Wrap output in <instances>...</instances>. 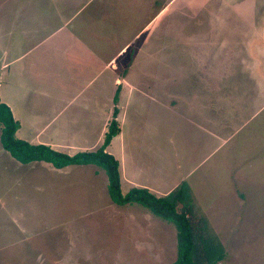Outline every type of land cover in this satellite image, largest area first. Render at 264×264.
Instances as JSON below:
<instances>
[{
	"label": "rangeland",
	"instance_id": "374dc122",
	"mask_svg": "<svg viewBox=\"0 0 264 264\" xmlns=\"http://www.w3.org/2000/svg\"><path fill=\"white\" fill-rule=\"evenodd\" d=\"M168 1L0 0L2 95L7 99L4 76H17L23 69L32 76L33 87L40 84L43 90L41 96L30 98L33 108L45 106L47 100L43 128L37 124L22 130L32 143L44 145L53 132L56 140L70 142L80 129L90 131L93 141H104L101 131L108 129L114 106L122 105L121 88L137 91L128 98L137 112L135 119L128 118V124L120 120L121 134L109 146L114 157L121 145L125 150L123 195L129 185L145 180L155 189L151 194L164 197L179 184L182 165L188 169L189 162L195 163L185 162L186 156L175 159L172 147H182V130L176 135L177 126L160 117L174 113L168 100L188 89L186 82H192L194 90L202 82L193 61L183 65L171 55L169 41L175 34L168 40V30L175 25L179 29L184 15L180 18L173 10L179 0L170 5ZM225 6L240 10L235 12L248 24L254 20L257 32H211L217 45H232L236 38V48L226 50L234 59L226 68L222 65L225 76H206L208 150L203 146L200 169L189 168L195 174L185 181L224 247L222 264H264V0H225ZM193 13L198 11L189 12V20L197 27L200 19ZM254 39L255 51L249 48ZM10 50L18 56L14 66L9 65L14 60ZM26 54L24 63L21 57ZM77 88L80 92L73 98ZM138 91L154 94L159 110ZM58 107L63 109L52 115ZM58 122L63 125L54 130ZM169 138L177 143L167 142ZM81 147L87 146L72 142L56 148L73 155L85 152L78 151ZM175 258L173 225L139 205L112 203L106 175L97 166L24 165L0 142V264H171Z\"/></svg>",
	"mask_w": 264,
	"mask_h": 264
},
{
	"label": "crops",
	"instance_id": "0c3cea01",
	"mask_svg": "<svg viewBox=\"0 0 264 264\" xmlns=\"http://www.w3.org/2000/svg\"><path fill=\"white\" fill-rule=\"evenodd\" d=\"M192 1H195V2H192ZM227 1L230 4L231 3L235 4L237 0H226V2ZM172 3H173L172 0L168 1V5ZM194 3H197L198 5H194ZM173 5H175V7L173 6V10L174 8H176L175 9V11H177L176 14L178 15L181 14L180 18L182 17V15H184V19L182 22V26H180L179 29L175 25V26H171L170 30H168L169 32V34H167L169 35L167 37L168 40L171 39L170 36L172 34H175V40L169 41L171 55L176 60V62H179L183 65L188 60L189 62L190 60L193 61L194 62L193 65L195 66V69L196 68L199 69V70L196 69V71H198L197 74L201 76L202 82H197L198 90L192 89L193 87L192 82L189 85L186 82L185 85L187 86L188 89L178 91V93H176L177 95L174 94L176 96V100H171V101L168 100L170 107L174 108L173 109L174 113L169 114V115L164 114L163 116L161 115L160 117H164L169 122H172V124H175L177 126V128L174 129V132H177V131L179 132V130L180 131L182 130L181 132L183 133V136H184L183 141L181 140V144H180L182 147L178 150L179 145L174 146V147L171 146L174 152L173 156L175 157V159L177 158V155L179 156V158L182 156L183 157L186 156L187 160L185 162H188V160L194 161L195 163H193L192 165L189 162V168L192 169L195 166V168L193 169L195 170L198 168L200 169V165L202 164L200 163V159L204 152L202 148L204 146L206 147V150H208L207 141L210 135L209 130H208L209 119L207 118L208 111H209V102L207 100V98L209 97V89L206 87V83L208 82L206 76H212V77L213 76H225L226 71H223L225 64L229 60H230V63H232L234 59V54L228 53L226 52V50H229V47L230 49L236 48V46L234 45L236 38L232 39V45H228V44L226 46L225 45L223 46L222 44L217 45L213 43L211 32H216V33L228 32L229 30H232L235 33L241 30H251L253 32H257L256 31L257 29H256V26L253 25L254 20L249 24L248 22L242 20V18L240 17V14L235 12L236 9L232 10V9H229L227 6H225V0H221V1L220 0H179ZM192 10L198 11V13H193L195 16H199V19H200L199 21L200 23L198 22L197 27H192V24L189 20L190 15H188V13L191 12ZM236 11L240 12V10H236ZM176 14L173 15L175 19H176ZM169 17L173 18L172 16H169ZM180 18L177 17V19H180ZM187 19L188 21H186ZM241 21L244 23V25L247 28L243 27V24ZM24 34L26 35V31L24 32ZM25 35H22V36H25ZM222 41L224 42V40ZM240 41L241 39H239L237 43L239 44ZM251 42L252 43L254 42L255 44H252L251 46H249V48L255 51L258 46L257 40L254 39ZM176 49H178L177 54L175 52ZM10 53L11 55L14 56V57L12 56L14 60L13 61L10 60L9 65L13 64L14 66L17 63L18 56H16L17 54L15 52H11V50H10ZM225 57H227L228 60H226ZM21 58L24 60V63L27 62V54L24 55V57L22 56ZM222 65H224V67ZM7 68H8V73H9L11 68L10 67H7ZM228 71L231 72L232 68H229ZM4 77L7 81V87L3 89V92L7 91L8 100L4 98L2 95V90H1L2 85H0V100L2 103H5L10 108L13 118L19 123V127L15 133V136L30 144H34L32 143L33 142L32 138L28 137L27 134H23L22 130L24 127H27L28 130L34 129L33 127L37 126V124L39 125V128H43L41 123L44 122L43 120L46 117L44 114L47 113V110H44V108L47 104L45 103L47 102V100L43 101L45 106L37 107V108H33L34 103L30 102V98L32 96L38 97V96H41V93H43V90H40L41 85L38 84L36 87H33L32 85L33 81L31 78L32 76H27L26 73L23 71V69L20 71V74H17V76L10 75V76H4ZM191 77L193 76H190V78ZM31 87L36 88V90L35 89L31 90ZM121 89L122 90L120 93V98H121L120 104L122 105H118L119 106L118 107L119 115H118V121H117L118 125L120 124V120L121 121L123 120L124 123L126 122V124H128V118L129 119L132 118L134 120L135 116L137 115V112L134 111L133 103L131 102V100L129 101L128 99L129 96L133 92H137V91H134L132 89L125 88V87ZM50 92L52 95H54L51 90ZM77 92H80L79 88H77L76 94L73 95V98L76 97ZM45 93L47 94V92ZM140 94L143 96L145 95L146 99L153 103V105L149 104L153 109H158L157 107L160 106L159 100L152 97V96H155L154 94H152L151 97L147 96V94H144L143 92H140ZM57 96H58V92H57ZM73 98L71 99V101H69V103L73 101ZM121 102H124V103H121ZM61 103L63 106L65 104L64 100L61 101ZM58 106H59V103H58ZM59 109H63V107H60V108L58 107L57 110H55L51 114L54 115L55 113H58ZM182 111H184V113H182ZM111 119H112L111 117L108 119L109 123ZM57 124L58 126H56V129L54 130H58L59 126L63 125V123L60 124L59 122ZM106 130H107L106 128H104V130L102 129L101 133L103 132V136L105 135ZM178 132L176 133V135H178ZM119 133L117 135L121 134ZM76 134H77L76 137L71 138L70 142L69 140H65V139L63 140V142H60L59 140H56L57 137L55 138V136L58 134L53 132V134L50 133L51 135L50 141L43 142L42 144L51 147V149L55 151L57 150L63 153L65 152L64 150H60L59 148H56V147H59L60 145L69 144L72 142H76V143L78 142V144L87 146L83 148L81 147L78 151H83V150L93 151L97 145L100 146V144L103 143V140L102 139L100 140V137L98 138L97 142L93 141L91 138L92 134H90V131H87L86 129H80L77 131ZM193 135L195 137H198L199 139H197L196 141H192V138L194 137ZM214 137H216V135H213V138ZM216 138H219V137H216ZM83 139H86V141L83 142L82 141ZM87 139L93 142L94 144L89 143ZM224 140H220V141L223 143ZM167 142L174 144V145L177 143V141L173 140V138H169V141L167 140ZM117 143H120V142L118 141ZM37 144L39 143H36L34 145H37ZM110 144H111V141L105 149V151L108 153H110V147H109ZM123 148H124L123 145H121L119 154L115 152L116 154L114 157L119 163L118 172H119V177H120V189L122 192H123V187L126 188V185H127V184H124V183H127V180L124 178L125 174H123V166H124L123 160H127V157L124 154L125 150ZM66 154H69V153L67 152ZM69 155H72V154H69ZM137 158L139 162L137 161ZM206 159L207 157H205L203 161H205ZM135 162H136L135 165L139 170L138 172V175H139L142 172L140 171V168L142 167H140L139 156L135 157ZM135 165L133 166V168L135 167ZM175 165L176 167H178L177 166L178 162H176ZM183 166L185 168H183L182 170L183 175L180 177L179 183L181 181H185V179L195 174V171L188 170L189 168L187 169L186 165H182V167ZM182 167L180 165L178 168L181 169ZM186 170H188V172ZM145 175L149 176L148 173H146ZM129 186L131 189L132 187L144 188V189H147L150 193H153L152 191L155 192V189L152 187V185H150L145 180H143L141 184L136 183V184H131Z\"/></svg>",
	"mask_w": 264,
	"mask_h": 264
},
{
	"label": "trees",
	"instance_id": "16d2710c",
	"mask_svg": "<svg viewBox=\"0 0 264 264\" xmlns=\"http://www.w3.org/2000/svg\"><path fill=\"white\" fill-rule=\"evenodd\" d=\"M118 88L113 103L118 100ZM117 114L115 105L104 141L98 150L68 155L46 145H34L17 138L15 133L19 123L13 118L10 108L5 103H0L1 146L12 159L24 165L43 162L56 169L97 166L106 175L107 193L112 203L119 206L139 205L155 217L173 225L176 232V258L171 264H222L226 256L224 247L196 206L187 181H181L164 197H157L144 188H132L124 195L121 193L119 163L105 151L111 139L120 132L118 122L114 120Z\"/></svg>",
	"mask_w": 264,
	"mask_h": 264
}]
</instances>
